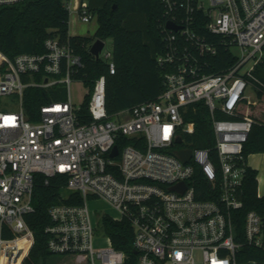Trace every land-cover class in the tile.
Masks as SVG:
<instances>
[{"label":"built area","instance_id":"1","mask_svg":"<svg viewBox=\"0 0 264 264\" xmlns=\"http://www.w3.org/2000/svg\"><path fill=\"white\" fill-rule=\"evenodd\" d=\"M28 0H0V7ZM71 0L67 7L71 11ZM78 18L98 16L88 1L74 0ZM164 50L157 63L164 89L152 101L110 118L107 77L101 75L89 100L92 122L81 123L70 94L82 57L59 36L44 53L14 57L0 50V100L15 96V110L0 109V264H26L35 243L26 216L35 211V175L68 178L82 205L58 203L45 228L52 256L87 264H123L126 255L94 223L90 199L108 202L114 220L134 229L139 264H264V213H244V182L252 168L244 152L255 120L242 114L256 104L247 90L264 88L255 75L264 50V0H161ZM169 22L178 30L167 27ZM204 27L237 58L222 73H209L218 46L197 32ZM234 47L241 54L233 52ZM105 48V46H104ZM100 52L110 74L113 52ZM95 57V56H94ZM65 85L67 98L41 105L33 121L25 107L29 87ZM89 92V90H88ZM204 101L214 131L211 147H191L196 123L188 107ZM221 112L226 117L217 118ZM124 140L135 144L120 146ZM186 143V145H182ZM118 147V155L112 152ZM191 150L183 161L178 153ZM175 186H177L175 188ZM105 243L99 247L96 241Z\"/></svg>","mask_w":264,"mask_h":264},{"label":"trees","instance_id":"2","mask_svg":"<svg viewBox=\"0 0 264 264\" xmlns=\"http://www.w3.org/2000/svg\"><path fill=\"white\" fill-rule=\"evenodd\" d=\"M71 0H28L8 7H0V50L14 57L20 53H44L45 41L51 36H59L69 41L75 52L82 57L83 67L75 73L74 80L81 81L89 92L78 110L81 123L92 122L89 100L95 81L107 77L106 106L110 118L135 105L157 99L163 91L162 71L157 63L158 55L164 50L161 25L164 8L161 0H85L98 16L95 36L70 35L71 11L67 4ZM116 5V8L114 6ZM197 32L205 35L218 46V55L211 59L209 73H222L235 64L237 58L220 42L218 37L208 33L204 27ZM96 38L114 41L113 56L116 73L110 74L106 61L97 59L91 53ZM254 73L264 81V60L255 66ZM259 101H264V88H257ZM67 88L59 84L49 89L29 87L25 91V107L31 120L38 119L42 104L51 100H65ZM187 120L196 123V132L190 137L191 147H211L214 131L209 108L204 101L188 107ZM242 114L249 115L256 122L253 125L244 152L264 153V107L244 104ZM226 117L221 112L217 118ZM135 144L124 140L120 146ZM258 171L249 168L245 177L243 200L244 213L255 210L264 213V195L258 191ZM44 174L35 175L33 204L35 211L26 216L34 231L35 243L26 264H48L52 258L48 250V235L45 228L51 223L49 210L58 203L82 205L80 192L69 191L68 178L57 174L49 178ZM100 232L109 235L116 249L126 255L123 264H139L140 254L134 246V229L128 219L114 220L108 214L100 218ZM264 261V254L262 256Z\"/></svg>","mask_w":264,"mask_h":264},{"label":"rangeland","instance_id":"3","mask_svg":"<svg viewBox=\"0 0 264 264\" xmlns=\"http://www.w3.org/2000/svg\"><path fill=\"white\" fill-rule=\"evenodd\" d=\"M98 27V19L94 18L90 22H82L78 18L77 8L75 7V1L71 2V19H70V30L72 33L86 36H94ZM97 39V38H96ZM114 50V41L112 38L105 40L104 52ZM233 52L237 55L241 54L239 48L234 47ZM264 52V50H263ZM101 59L106 61L102 56ZM248 95H250L251 100L255 101L258 99L257 91L253 88L247 90ZM71 100L75 108H80L85 100V96L88 94V88L81 81L74 80L70 85ZM15 96L9 98H2L0 100V109L15 110L18 107V103L15 100ZM258 106L264 107V101H258ZM186 145V143L182 144ZM249 165L258 169L259 173V194L264 195V153H254L250 154L248 157ZM89 207L93 216L94 223L98 222L100 224V218L105 213L115 214L112 206L102 200V199H90ZM100 231L97 235H100ZM105 245L103 241L97 240L96 246L99 247ZM48 264H87L85 260H78L76 257H63V256H52Z\"/></svg>","mask_w":264,"mask_h":264},{"label":"water","instance_id":"4","mask_svg":"<svg viewBox=\"0 0 264 264\" xmlns=\"http://www.w3.org/2000/svg\"><path fill=\"white\" fill-rule=\"evenodd\" d=\"M114 8H116V5L114 6ZM167 27L170 28V29H174V30H178L179 29V26L174 24L173 22H169L167 24ZM105 46V41L100 39V38H97L92 46H91V53L93 56H95L97 59H99V56H100V52L102 51V49L104 48ZM118 155V147L115 146L113 152H112V156H117ZM179 157L183 160V161H187L190 156H191V150H182V151H179L178 153ZM177 186H175L176 188Z\"/></svg>","mask_w":264,"mask_h":264},{"label":"crops","instance_id":"5","mask_svg":"<svg viewBox=\"0 0 264 264\" xmlns=\"http://www.w3.org/2000/svg\"><path fill=\"white\" fill-rule=\"evenodd\" d=\"M97 28H98V27H97ZM95 33H96V32H95ZM70 35H71V36H76V35H79V34L72 33L71 30H70ZM94 36H95V35H94ZM262 58H263V60H264V52H263V56H262ZM255 101H257V103H258L259 99L255 100ZM257 103H256V104H257ZM252 168H253V169H256V170L258 171L257 168H255V167H253V166H252ZM257 178H258V187H259V180H260V178H259V173H258ZM259 195H261V194H259Z\"/></svg>","mask_w":264,"mask_h":264}]
</instances>
